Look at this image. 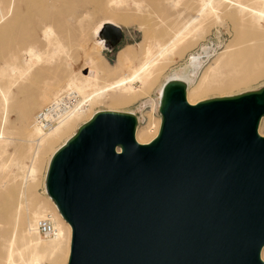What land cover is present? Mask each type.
Masks as SVG:
<instances>
[{
	"label": "water",
	"instance_id": "water-1",
	"mask_svg": "<svg viewBox=\"0 0 264 264\" xmlns=\"http://www.w3.org/2000/svg\"><path fill=\"white\" fill-rule=\"evenodd\" d=\"M101 37L114 49L122 30ZM160 115L141 145L134 116L98 113L52 158L68 264H264V88L193 106L170 85Z\"/></svg>",
	"mask_w": 264,
	"mask_h": 264
},
{
	"label": "bare ground",
	"instance_id": "bare-ground-1",
	"mask_svg": "<svg viewBox=\"0 0 264 264\" xmlns=\"http://www.w3.org/2000/svg\"><path fill=\"white\" fill-rule=\"evenodd\" d=\"M126 1L128 0H0V57H2L0 60V98L2 99L0 102V159L2 151L7 146L10 148L12 144L15 143V146L17 143L18 148V142H20V144H26L27 153L33 162L25 171V166L20 159L11 157L7 165L0 162V172L5 173L10 166H15L26 173L24 179L31 178L34 181L37 160L41 154L51 151L43 179L45 192L51 201L46 190V177L54 155L98 113H120L109 109L87 117L91 107L105 102H110L114 106L129 104L135 96L156 83L162 66L168 63L172 56H182L192 43L190 39L201 37L208 27L229 23L235 38L241 40L234 46V48L237 47L236 52L232 50L223 63L230 66L243 60V63H246L244 71L257 70L252 71L254 74L251 77L246 73L247 77L234 81L233 73H230L231 71L225 73L222 66L217 71L213 70L205 74L193 93L187 92L193 81L192 76L185 73H181L180 76L175 75L160 88L159 115L166 90L170 85H183L186 100L193 106L211 100L237 98L260 92L264 88L263 86L259 90L233 97L223 96V98L204 99L205 101L197 102V97L205 92H226L234 87L245 86L253 80L257 81L264 75V0H131L135 10L141 13L144 20L147 22L155 20L149 27L153 29L154 36L158 39L154 40L153 45L146 47L138 66L132 65L134 57L132 51L124 50L120 53L119 62L124 69L130 70V74L123 75L121 80L116 82L102 80L105 62L101 58L89 57L84 50L74 54L67 51L63 40L49 22L55 19V22L64 23L66 14L73 12L77 15L78 9L84 17H87L91 11H99L110 4L120 5ZM112 22L111 19L110 22L101 24L93 32L97 53L104 48L110 49L101 37V32L109 25L118 27ZM146 37L145 34L144 40ZM42 45L46 47L45 51L41 50ZM65 51L66 63L61 64ZM25 56L28 58L26 61ZM189 62L195 70L200 65L197 57H191ZM75 66L78 68L77 71L73 70ZM37 67H40V70L36 72ZM60 67V73L52 71ZM64 67L72 68V72L66 78H64L66 76ZM8 70L11 73H8ZM83 71L93 72L95 76L90 77L83 74ZM229 76L230 79L224 83ZM40 79H45L47 82L40 88L36 84L33 86V83ZM30 85L34 89L30 88ZM13 88H17V93L12 92ZM67 92H73L77 96L79 111L64 119L49 132L43 133L36 126L34 112ZM12 112L15 114L14 119L10 118ZM121 114L134 116L138 123L135 115ZM84 118H86L85 123L77 132L58 144ZM263 121L264 118L260 122L261 130L258 129L261 137H264ZM161 124L160 115L151 140L145 142L138 132L136 141L141 145L151 143L158 137ZM136 133L137 126L135 138ZM6 178L5 181L0 182V224L7 227L13 226V228L10 236L0 242V264H68L71 227L63 219L56 204L52 201L54 203L52 213L43 208H35L25 185L19 190L9 188V180L7 181ZM41 220L51 221L56 231L53 238L45 239L39 234L37 225ZM65 245L67 251L62 259L61 253ZM261 258L264 261V249ZM15 259L19 262L16 263Z\"/></svg>",
	"mask_w": 264,
	"mask_h": 264
},
{
	"label": "rangeland",
	"instance_id": "rangeland-1",
	"mask_svg": "<svg viewBox=\"0 0 264 264\" xmlns=\"http://www.w3.org/2000/svg\"><path fill=\"white\" fill-rule=\"evenodd\" d=\"M110 5L108 7H103L99 11H91L90 15H87V17H84L78 9L77 15H75L73 12H68L64 18V23L55 22V19L50 20L49 22L50 25L55 28L61 40H63L67 51H70L71 54H74L80 52L81 50H84L87 52V55L89 57L101 58L105 62V66L103 67L104 75H102V80L108 82H116L121 80V77L123 75L130 74V70L124 69V66H121L122 64H120L119 62L120 53L124 50L132 51L134 53L132 65L138 66V63L142 58L146 47H148L150 44L153 45L154 40L158 38L154 36L155 32L149 27V25H153L155 20L153 19V21L148 22L144 20L140 15L141 13L135 10L131 0H128L120 5ZM111 19L113 20L112 23L122 30V41L114 49L108 50L107 48H104L101 52L97 53L95 47L96 39L95 36H93V32L99 26H101V24L110 22ZM228 24L229 23H224L222 24L223 26H210L208 27V29H206V32L201 37H197L196 39L192 37L190 39V41H192L190 47L186 51H184L182 56H172L170 61L162 66L156 83L147 88L143 93H139L137 96H135L129 104L114 106L110 104V102H105L101 105L91 107V111L88 113L87 117H89L90 115L92 116L93 114L95 115L97 112L106 111L109 109H114L116 110V112L120 113L133 114L138 118V123L136 125V140L137 134L139 132L144 141L149 142L152 138V135L154 134V131H156V126L160 120V115L158 113V98L160 94V88L173 76H180L181 73H185L190 77L192 76L191 78L193 81L188 88L189 90L187 89L188 93L195 92L205 74H209L213 70L217 71L218 68H221L222 66L225 73H229L230 71V73H233L232 79L234 81L242 79L246 76V73L249 77H251L254 74L252 73V71H255L257 69H252L248 72L244 71L246 63H243V60L238 62L237 64H230V66H227L226 63H223V60H225L229 56L232 50L233 52H236L237 47L234 48V46L241 42L239 38H235V33ZM102 31H104V29ZM145 34L147 35V37L144 40ZM41 50L45 51L46 47L44 48L42 45ZM62 57L63 59L61 64H65L66 51L63 53ZM191 57H197L199 59L200 65L196 68V70L189 64V60ZM0 60H2V57H0ZM24 60L26 61L28 60V58L25 56ZM77 65L79 66L78 62ZM39 70L40 67H37L36 72ZM73 70L77 71L78 68L75 66ZM52 71L55 73H60L61 67ZM64 71L66 72V76L64 78H66L67 75L72 72V68L67 67V69L65 68ZM8 73H11V71L8 70ZM82 73L90 77L95 76L93 72L88 73V71H83ZM229 79L230 76L225 79L224 83H226ZM46 82L47 81L45 79H40L36 83H33V86H35L36 84V86L40 88ZM263 86L264 75L257 81L253 80L245 86L234 87L226 92H205V94L197 97V102H201V100L205 101L214 98H223V96L233 97L246 92L259 90ZM30 88L34 89L31 85ZM12 92L17 93V88H13ZM1 101L2 99L0 98V102ZM44 106H46V104L41 106V108ZM41 108H38V110L34 112V117ZM10 118H15V114L13 112L11 113ZM85 120L86 118L79 121L71 129L70 133L66 134L58 144L62 143L72 134L76 133L79 127L85 123ZM261 127L262 124L261 126H259V130H261ZM262 133L264 134V130L262 131ZM14 144L12 145L14 146ZM18 144V148L17 143L14 147L10 146L9 148L7 146V148L2 151V158L0 159V162L7 165L8 163H10L9 161H11V157L13 159L19 158L22 164L25 166L24 170L26 171V168L28 169L33 162L32 160H30L27 153L26 144L21 143L23 144L21 145L20 142H18ZM20 146H22L21 149H19ZM22 149H24L25 151ZM3 152H5L6 155H3ZM21 152L23 155L21 154ZM50 155L51 151H46V153H44L43 155L41 154V156L37 160V172L35 177L33 178L34 181L31 180V178H29L30 180L28 178L24 179L26 173L22 172V169L18 170L17 167L10 166L8 171L5 172L6 174L0 172V182L5 181V178L7 177L6 180H9V188H16L17 190L23 188L25 185L30 200L33 201L35 208H43L46 209V211L48 210V212L52 213L54 210V203L48 198L45 192V182L43 180L44 175L46 174V169L48 167V160ZM30 181L32 183H30ZM12 228L13 226L7 227L3 224H0V242H3L10 236V234L12 233ZM66 251L67 246L65 245L61 253L62 259H64ZM15 261L16 263L19 262L17 259H15Z\"/></svg>",
	"mask_w": 264,
	"mask_h": 264
},
{
	"label": "built area",
	"instance_id": "built-area-1",
	"mask_svg": "<svg viewBox=\"0 0 264 264\" xmlns=\"http://www.w3.org/2000/svg\"><path fill=\"white\" fill-rule=\"evenodd\" d=\"M79 108L78 98L73 92L63 93L36 114V126L43 133L49 132L64 119L79 111ZM37 228L45 239L55 236L56 231L50 220L39 221Z\"/></svg>",
	"mask_w": 264,
	"mask_h": 264
}]
</instances>
